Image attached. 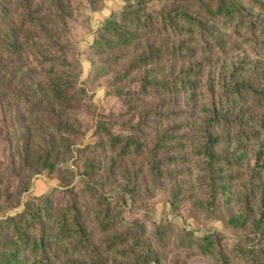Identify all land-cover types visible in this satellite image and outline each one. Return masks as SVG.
<instances>
[{"label":"rangeland","instance_id":"obj_1","mask_svg":"<svg viewBox=\"0 0 264 264\" xmlns=\"http://www.w3.org/2000/svg\"><path fill=\"white\" fill-rule=\"evenodd\" d=\"M215 2L0 0V218L48 196L39 219L51 264L95 258L94 248L81 252L70 246L75 241L56 234L53 220L69 200L68 189L77 193L91 241L106 264H218L197 248L208 234L230 264H244L239 246L258 253L264 245L256 227L264 210V129L250 120L215 129L225 137L216 149L240 157L223 166L220 175L227 179L215 196L201 179L202 160L191 154L212 96L237 119L264 117V107L232 90L252 79L264 91L263 0H240L244 7L231 21L212 13ZM171 9L190 12L203 22L201 31L185 26V33L175 34L147 14ZM25 17L38 24H23ZM113 21L140 35L116 47L102 42ZM36 31L40 41L26 47ZM51 39L62 48L45 49ZM62 53L85 91L72 109L49 89L48 71L60 61L53 56ZM108 132L132 136L140 150L136 145L118 154ZM163 137L186 148L158 147ZM103 196L118 221L111 229H103L97 217ZM231 217H241L240 224ZM39 231L29 227L30 242L21 244L24 264H38L31 250ZM115 234H125L127 242L106 252ZM10 235L0 228V251L9 247Z\"/></svg>","mask_w":264,"mask_h":264},{"label":"trees","instance_id":"obj_2","mask_svg":"<svg viewBox=\"0 0 264 264\" xmlns=\"http://www.w3.org/2000/svg\"><path fill=\"white\" fill-rule=\"evenodd\" d=\"M215 7L212 10V13L218 17H226L228 20H232L238 16L240 9L244 7L243 3H240V0H215ZM264 5V0L262 2ZM147 14L151 17L153 14L157 15L158 21L161 22V26L164 30L172 31L175 34H183L187 31L185 26L193 27L201 31L203 22L197 20L188 11H179L176 9H171L168 11L164 10H155L147 11ZM59 15L62 20H67V15L65 11L60 9ZM22 23L24 24H38V20L33 17L23 18ZM112 30H110V37L105 38V34L101 36V40H108L112 47H116L121 44H128L133 39H136L139 36V33H133L128 28L123 30L120 23L113 21L111 22ZM109 34V33H108ZM41 39L40 34L32 32L30 37L24 41L26 47L30 48L35 46L37 42ZM102 45V43H101ZM17 49H20L21 44H11ZM45 49L55 50L61 49L53 39H51L48 46L44 45ZM54 59L60 60L57 63H54L50 70L48 71L50 77L49 89L53 97L65 108L72 109L76 106L78 99L85 92L83 88H80L77 85L76 77H74L73 66L68 61L65 53L61 55H54ZM71 75H66L67 73ZM252 79L243 80L236 83L233 86L232 90L236 92L239 98L242 96H249L253 101L254 105L257 107H264V91L260 90L257 87H254L252 84ZM158 86V85H156ZM167 91L176 89V86L173 87L168 85H160ZM193 88H197V82L191 85ZM216 97L211 98V103L209 107L206 108L207 115L203 117L200 121L199 127L197 129L199 141L196 146L191 149V154L202 160V167L200 169L202 173L201 179L204 181H209L211 184V190L214 196L217 194L218 184L220 181L227 179L226 175H220L223 170V166L229 164L238 163L240 157H232L230 151L227 149L223 151L217 150V146L221 145L225 141L224 135L219 132H215L217 127L223 125L233 126L234 122H240L242 124L246 123L248 120L252 124H258L264 129V117L251 116L248 119H237V117L231 116L228 111H223L220 107V101L215 99ZM240 125V124H236ZM241 126V125H240ZM110 136V145L113 148L120 147L119 153L123 154L128 153V149L136 146L140 150V144L137 143L132 136L130 135H120L108 132ZM228 138L231 135H227ZM123 140H125L123 142ZM161 143L165 144L162 145ZM158 147L173 149L174 151L183 150L186 148V143L178 141H172L171 138L167 139L163 137L157 142ZM225 176V177H224ZM230 178V177H229ZM69 195V200L67 204L62 207L58 214L54 217V227L56 234L60 240H73L75 244H71L72 248H79L81 252H85L88 248H94L95 255L94 259H89L88 261L74 262L73 264H106V258L101 255V251H97L96 246L92 243L90 234L85 226L83 213L80 209L79 202L77 200V193L72 192L70 189L66 190ZM213 196V198H215ZM48 196L43 198H36L35 200L28 201L25 209L15 215L8 216L7 218H0V228L11 231V235L6 239L5 244H8L9 247H4V250L0 251V264H24L22 258L19 257L20 248L22 243L30 242L29 227L36 226L39 229L38 237L34 240V244L31 250V254L35 257V262L38 264H51L49 257L46 255V250L48 249L47 240L45 239V227L41 226V221L39 217L43 213L44 204L48 201ZM39 201V202H38ZM42 203H44L42 205ZM247 209V208H246ZM248 218V211L242 213V216ZM97 217L100 220L101 226L103 229L114 228L118 221L111 215V207L109 200L106 196L100 198L99 209L97 212ZM241 217H231L230 222H234L236 225H239V220ZM264 210H262L260 219L256 224V227L259 228L261 232V238L264 241ZM157 232H162L158 229ZM128 237L125 234H115L110 237L108 243L105 245V251L110 252L115 247L127 242ZM25 240V241H24ZM205 243H200L197 245V248L200 252L208 257L215 258L218 264H230V260L226 253L223 252L221 247L215 246V239L212 234H208L205 239ZM237 254L241 257L244 264H264V245L258 249V253H254L252 250H249V253L243 250V247H238ZM67 250V249H66ZM65 250V251H66ZM104 252V251H103ZM59 253V252H58ZM58 255V254H57Z\"/></svg>","mask_w":264,"mask_h":264}]
</instances>
